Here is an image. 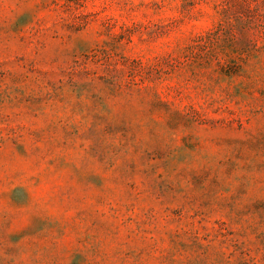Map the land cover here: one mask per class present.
<instances>
[{
  "label": "rangeland",
  "instance_id": "374dc122",
  "mask_svg": "<svg viewBox=\"0 0 264 264\" xmlns=\"http://www.w3.org/2000/svg\"><path fill=\"white\" fill-rule=\"evenodd\" d=\"M0 264H264V0H0Z\"/></svg>",
  "mask_w": 264,
  "mask_h": 264
}]
</instances>
